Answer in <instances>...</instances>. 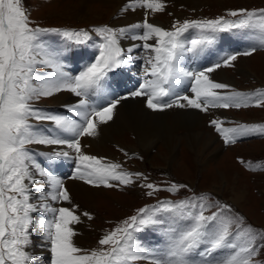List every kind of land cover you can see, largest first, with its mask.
Here are the masks:
<instances>
[{"label": "snow or ice", "instance_id": "obj_1", "mask_svg": "<svg viewBox=\"0 0 264 264\" xmlns=\"http://www.w3.org/2000/svg\"><path fill=\"white\" fill-rule=\"evenodd\" d=\"M166 8L165 0H127L120 15L143 9L141 21L74 29L42 27L30 18L24 0H0V264H44L45 251L48 264H264L257 259L264 230L246 224L232 205L194 192L183 199H160L161 192L192 189L176 182L162 186L144 172L85 151L90 145L82 138L98 137L101 126L113 121L118 106L130 98H144L152 112L264 108V88L241 92L212 77L217 69L235 67L239 57L264 50V7L175 20L168 28L149 21ZM222 33L248 43L210 66H185L207 61ZM53 36L62 43L46 39ZM85 47L95 51L73 68V53ZM133 67L141 69L140 79L122 93L116 77ZM63 93L74 97L61 106L64 112L43 105ZM209 123L225 145L264 137V123ZM63 162L74 163L70 179L97 188L139 187L156 202L106 232L98 247L81 248L75 226L82 217H94L88 211L78 214L79 205L55 174ZM241 163L251 171L264 170L261 164ZM62 204L68 206H57ZM146 230L157 237L154 244L146 245L137 235Z\"/></svg>", "mask_w": 264, "mask_h": 264}, {"label": "rangeland", "instance_id": "obj_2", "mask_svg": "<svg viewBox=\"0 0 264 264\" xmlns=\"http://www.w3.org/2000/svg\"><path fill=\"white\" fill-rule=\"evenodd\" d=\"M190 1L192 3L187 2L175 5L173 0H165L167 4L166 11L164 13L150 16V18L157 21H165L171 26L175 20L216 18L218 16H224L226 14V10L228 9L240 7H264V0ZM24 3L30 10V18L42 27L56 26L58 28L90 29L94 25L99 26L109 24L110 26H113L111 25L112 23H110V19L112 18V7L110 5H104V2L101 0L94 2L96 4L94 7L98 10V12L102 10L105 11L109 7L111 14H109L108 17L110 18L108 19L107 16L106 18L105 16H102V18L98 19V21H93V23L80 21L79 19L71 17L70 13L68 14L70 16L69 17L55 12L56 10H59L61 4H73V0H24ZM116 4H118V1ZM172 8L174 9L172 10ZM169 13H171V15H169ZM220 35H226V33H222ZM245 46L246 45H244L243 48L234 47L235 50L233 51L225 49L224 55L227 53L243 51ZM215 54L218 55V52ZM245 59H247L246 62L249 66L256 65L255 67L257 70L254 73V76L245 77L243 74L239 73L238 66H240L242 60ZM262 59L264 60V50H259L251 57H239L235 62V67H222L221 70H223L226 75L232 77V80L236 82V84L234 81L233 84H230L229 82H226V84L231 85L232 88L241 92H253L258 88H264V62H261L260 64L258 63L259 61H263ZM196 65V67H198L201 64ZM78 66H80L79 63ZM126 73L128 76L131 75V77L135 79L136 76L133 75L132 70L131 73L125 70L121 74L124 76L123 79L126 78ZM129 83L128 87H133V85L136 84L134 80L129 81ZM250 83L253 84L251 85ZM128 87H126L125 90H127ZM46 104L49 105L48 99L43 101V105L46 106ZM171 110L173 109H167L166 112ZM191 110L198 111L203 115V125L201 127V130H203L202 132L204 133V131H207L206 133L216 137L215 142H213V146L211 145V148L216 146L218 147V151L212 155L208 154L209 149L204 151L202 153V158L204 159L203 161L194 162L191 154L187 151H183L180 145H178L176 152L179 162L177 167H174L171 163L165 164L160 157H155L161 148H150L147 154L140 150L130 151L127 145L131 146L134 144V136L125 131L121 132L120 135L114 134L112 136L114 141L109 140L104 144H101L102 146H97V148L91 151V154L97 156L98 158H105L106 162L121 163L130 171L144 172L150 177L152 182L162 186L167 182H176L187 184L189 188L192 189L191 192L187 189H183L175 195L168 192H161L158 196L160 199H163V196L173 199H179L181 196L187 198L190 197L193 192L196 194L210 195L213 200H220L223 203L232 205L235 211L239 212L246 218V224L253 226L257 230H264V170L251 171L246 167V164L241 163V160H243L245 162H251L252 164L264 165V137H256V135H253L248 138L240 139L235 144L225 145L223 139L215 131L214 126H211L209 123L212 119L225 120L226 123L223 125L225 127H233L231 124L235 123H264V108H210L208 112H200L195 109ZM178 132L180 134L183 133L182 130H179ZM121 149H123V151H121ZM125 152L129 155L125 156ZM164 153L165 151L161 154ZM139 156H143V159H138L137 157ZM180 165L183 166V168H181ZM70 167L71 165L69 163L68 170ZM229 177L234 178L235 182L233 185L230 182L231 180ZM100 190L102 192L98 191L93 197L92 202L87 201L85 207L81 210V212H91L94 217L92 220H88L86 217H83L82 223L83 227L87 229V240L84 241V244L81 243L78 246L84 249H94L98 247V240L106 232L120 224L127 217L135 214L136 210L142 207L143 203H149L150 201L157 199V197L149 198L145 196L143 194L145 190L139 187H101ZM238 193L243 194L239 198L240 205L233 202L236 197L235 195ZM148 234H150L153 238L155 237L153 233L149 231L145 236L140 237V239L142 240L144 237L147 238ZM145 238L143 241L145 244L154 243L153 239L147 240ZM257 242L260 243L261 241L258 240ZM257 259H264V249H261V254L257 257ZM45 264H48V258L45 260Z\"/></svg>", "mask_w": 264, "mask_h": 264}, {"label": "bare ground", "instance_id": "obj_3", "mask_svg": "<svg viewBox=\"0 0 264 264\" xmlns=\"http://www.w3.org/2000/svg\"><path fill=\"white\" fill-rule=\"evenodd\" d=\"M96 1L98 0H73L74 2L73 4H67V5L61 4L59 10H56L55 12H58L59 14H64L66 16H69L68 14L70 13L71 17L79 19L80 21H85L87 23H93V21H98V19L102 18V16H105V18L107 16V18L109 19L110 17L108 16L109 14L112 13V18L110 19V23H112L111 25L113 26L115 25L117 27L135 23L143 19V11H144L143 9H138L135 12L129 11L123 16L120 15V9L121 7L124 6L127 0H101L104 2V5L107 6L110 5L112 7V11L108 7L105 11L102 10L100 12H98V10L94 7L96 5L94 2ZM117 1L118 4H116ZM173 1L175 2V5H180L187 2L192 3L190 0H173ZM173 9L174 8H172V10ZM149 21L154 22L165 28L170 27V25H168V23L165 21L153 20L150 17H149ZM47 39H50L55 43H62L59 37L53 36ZM225 41L226 39H222V38L218 40L216 46L213 47L215 50L213 48L211 50L212 57H218L220 55V53L224 49L223 45H226ZM230 42H233V45L238 47H244V45H247L248 43L241 39L238 40L234 39L231 40ZM124 43L126 44L128 42L126 41ZM87 49L91 50V47H87ZM216 52H218V55L215 54ZM84 58H85L84 50H81L80 57L77 56L71 57L70 63L72 67L79 68L80 66H78V63L81 65L83 63ZM246 61L247 59L242 60V62L240 61L241 62L240 66H238L239 73L243 74L245 77L254 76V73L257 70L255 67L256 65L254 66L250 65L251 66L250 67ZM261 62H264V60L259 61L258 63L260 64ZM132 73L135 74L136 76L135 79L131 77V75L128 76L127 73L125 74L126 76L125 79H123L124 76L122 75L116 77L117 80L122 82L121 92L125 91V88L129 86L128 85L129 81L134 80L135 83L139 81L141 69L137 67H133ZM212 77L217 82H222V83L229 82L230 84H233L234 81L232 80V77L226 75V73L223 70H221V68L217 69L212 74ZM234 83L236 84L235 81ZM250 84L252 85L253 83ZM73 99L74 97H72L68 93L60 94L55 98L48 99L49 100L48 109L50 107V110H55L57 112H64L65 110L61 106L65 103L71 102ZM130 99L122 101L121 105L118 106V110L113 121L109 122V124L107 125L101 126L102 129L101 134L98 137L82 138V143L90 145V147H87L85 149L87 153L91 154V151L97 148V146L99 145L102 146L101 144H104L109 140L110 141L113 140L112 136L114 134L120 135V133L123 131L130 133L131 135L134 136V144H132L131 146L127 145L130 151L140 150L147 154L150 148L153 147L161 148L160 151L157 152L155 157H160L163 160V162H165V164L171 163L174 167H177V165H179L178 157L176 156L178 145L181 146L183 151H187L188 153L191 154L194 162L203 161L204 159L202 158V153L204 151H207L208 149H209L208 151L209 155L215 154L218 151V147L216 146L211 148V145L213 146V142H215L216 137L209 133H206L207 131H204V133L202 132L203 130H201V127L203 125V121H202L203 115L198 111H193L191 109L181 110L179 108H173V110L167 112L166 110L164 112H152L151 110L146 108L144 98H135V99L130 98ZM125 101L127 104L125 103ZM179 130H182L183 133L180 134L178 132ZM34 147L41 148L43 151L50 150L47 148H42V146H34ZM163 150L165 151V153L161 154L162 152H164ZM69 163L72 167V172H73L74 166L73 164H71L73 162H63L59 165V167H57V170L56 169L54 170H56L55 174L64 180L65 186L70 190L73 203L79 205L78 212H81L82 208L85 207L86 202L87 201L92 202V199L95 196V194L98 191H101L100 190L101 187L99 188L93 187L91 185L84 183L81 180L70 179L73 173L70 170L71 167L69 169L71 173L68 170ZM181 168H183V166H181ZM58 170L59 173L57 172ZM229 179L231 180L230 182L233 185V183L235 182L234 178L229 177ZM242 195L243 194L241 193L236 194L235 195L236 197L234 198L233 202L240 205L239 198ZM57 206H68V205L62 204ZM82 221H83V217H82ZM75 228L79 233V235L75 237L76 244L77 245H80L81 243L84 244V241L87 240L86 238L87 229L83 227V223L76 225ZM149 231L150 230H146L145 232L138 233L137 235L139 237H142L145 236ZM150 234H148L147 238L145 237L144 238L147 240H152L151 238L153 237ZM144 238L142 239V241H144ZM156 239L157 237L155 236L153 238L154 243ZM35 242L38 243L39 241L37 240ZM35 251L39 252L44 250L37 248L35 249ZM47 258H48V253L45 251L44 264ZM141 264H143V262H141Z\"/></svg>", "mask_w": 264, "mask_h": 264}]
</instances>
